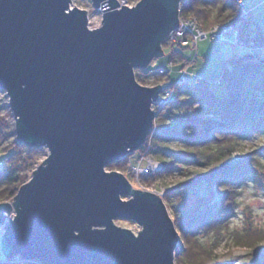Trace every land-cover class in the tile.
Returning a JSON list of instances; mask_svg holds the SVG:
<instances>
[{"label":"water","instance_id":"95a60500","mask_svg":"<svg viewBox=\"0 0 264 264\" xmlns=\"http://www.w3.org/2000/svg\"><path fill=\"white\" fill-rule=\"evenodd\" d=\"M90 1L101 9L93 29L71 0H0V90L16 139L48 151L0 202V253L40 264H175L179 236L165 203L105 167L152 125L161 86L139 84L133 68L162 55L179 0Z\"/></svg>","mask_w":264,"mask_h":264},{"label":"trees","instance_id":"16d2710c","mask_svg":"<svg viewBox=\"0 0 264 264\" xmlns=\"http://www.w3.org/2000/svg\"><path fill=\"white\" fill-rule=\"evenodd\" d=\"M238 2L182 0L180 15L196 17L204 28L232 22L241 39L254 41L255 45H264L260 30L251 27L247 16L245 19L240 17ZM169 47L168 54L172 56L173 47ZM140 70L145 72V68ZM196 82L189 84L187 81L185 89L195 93L196 100L204 103L203 116L169 112L167 118L173 123L165 125L156 119L162 106L153 107L159 141L162 144L168 140L181 142L188 152L186 162L196 166L195 170L187 171L185 180L166 191L165 204H169L170 199L179 191L199 185H204L207 191L206 195L196 196L188 210L177 211L174 215V224L180 232L181 241L175 250V264H264V232L240 233L228 227L239 203L237 197L241 193L240 189L247 179L256 177L254 168H264V163L260 161V157L264 156V144L255 148L246 158L233 161L234 152L242 148V140L253 132L264 133V57L248 50L241 55L229 57L220 69L218 84L221 93L210 89L202 76H198ZM3 119L0 117V129L4 125ZM13 143L2 151L0 157V202L13 199L25 182V174H19L23 165L20 159L14 160V150L19 154L26 145L17 139ZM123 159L107 167L117 170ZM162 161L160 171L147 174L142 180L149 183L155 177L171 173L173 162L163 158ZM124 166L127 167V160ZM224 231L229 233L236 244L249 246L250 254L239 258L215 256L213 248L223 239ZM200 232L213 234L211 247H206L198 238ZM0 264L40 263L37 260H23L18 256L6 258L0 253Z\"/></svg>","mask_w":264,"mask_h":264},{"label":"rangeland","instance_id":"374dc122","mask_svg":"<svg viewBox=\"0 0 264 264\" xmlns=\"http://www.w3.org/2000/svg\"><path fill=\"white\" fill-rule=\"evenodd\" d=\"M240 1L242 2L245 10H252L249 14H247V20L251 25L253 24L255 28H259L264 39V0ZM126 2L127 4L124 6H133L138 2V0H126ZM73 6L75 8L85 10L88 21V28L93 29L101 25V9L99 7H94L90 0H71L69 8H72ZM197 22L199 23L198 20ZM200 26L204 28L202 24H200ZM222 39H205L200 41L195 50L194 56H192V60L187 58L189 54L187 48L181 49V46L177 47L175 44L172 45L173 52H171V55H174L175 52L178 51L181 52L183 58L180 62H182V65L180 62L177 63L176 58L168 54V52L170 51V47H166V44H164L162 55L155 56L150 60L144 70L146 73L140 70L142 68H133L135 79L139 84L144 86H155L157 84H160L161 88L163 89L171 87L178 80L180 68L182 66H188L189 63H192V61H194L195 59L196 54V61L194 65H192L189 70H187L189 66L186 69V80L189 82V84H197V82L194 80V76L192 75L202 76L207 81L208 87H210V89H212L214 92L221 93L222 90L220 85L218 84V81L220 79L219 70L221 69L222 65L225 61L228 60L229 57H232L233 55H241L247 51V48L243 49V47L240 48L241 46L239 47L238 45V47L236 45V47H232L228 44L219 43L218 41H216ZM231 42L233 43V37L231 39ZM262 45L263 44L260 45L258 43L255 49L250 52L260 57H264V49L261 47ZM168 61H172L171 64H169ZM172 66L173 68H171ZM161 68L165 69L164 74L158 73V70ZM186 87L187 86L185 85V83H178V86L174 89V99L172 98L162 106L158 116L155 115L156 119H159L164 122L165 125H168L173 123L171 119L167 118V116H170L169 112L181 114L190 113L198 116H203L204 103L202 102L203 105L197 104L199 100H196L195 93H191L189 89H185ZM153 107L154 104H151V108L154 110ZM0 117L4 118V125H2L0 129L1 157L2 151L5 148L9 147L11 144H14L13 141H16L14 117L9 108L6 93L3 90H0ZM156 129L157 126L155 125L154 118L143 143L137 149L128 152L123 157L124 159L123 161H121L120 166H115L118 168L117 170H115V168L109 169V167L107 166L105 167V170H115L120 172L130 182L133 188L138 189L139 184H141L150 192H153L155 190H163L162 196H158L157 194L156 195L160 197V199L165 203L164 195L166 191L173 186H177L179 182L185 180L187 171L195 170L196 166L188 164L186 162L188 152L181 144V142L177 140H168L165 142V144H162L159 141ZM263 144V132L251 133L247 138L242 140V148L234 152L233 161L246 158L248 154L253 152L255 148ZM14 151V160L20 159V162L23 165V167H21L22 169H20L19 171V174H25V182L28 181L31 177L32 171L36 169V167L46 158L48 152L45 146L32 147L27 145L21 149V152L19 154L16 153V150ZM145 155L149 156V158L153 160L160 161L161 166L164 162L162 161V158L171 160L173 162V171L171 173H168L167 175H163V177H155V179L149 183L142 180V178H138L140 179L138 182L136 178L132 177L133 174L131 173L129 165L138 164L142 165L141 168L145 167ZM126 160L127 167L124 166V161ZM260 161L264 163V156L260 157ZM254 169V171L256 172V177L253 179H247L246 183L242 186V189H240L241 193L237 197L239 203L235 209V213L229 220V230H236L240 233H247L246 231L264 232V168ZM206 194L207 191L204 185H199L192 189L179 191L176 195H174L170 199L169 204H165L173 222L174 215L177 211L185 212L189 209L196 196H202ZM11 201L12 199L5 200V202ZM13 213L14 209L11 208L10 213L8 215L6 214L7 218L9 217V215H13ZM6 221H8V219H6L4 223ZM113 223L118 227L130 230L134 235H137L138 231L141 229V226L132 220L115 218L113 220ZM3 226L4 224L0 225V235L3 232ZM177 233L178 236H180V232L177 231ZM222 234L224 235L223 239L214 246L212 251L215 256H234L239 258L241 256L250 254L251 249L249 248V246L245 244H236L235 242H233V239L229 236V233L227 231H224ZM197 236L198 238H200L202 243L206 245V247H211V239L213 238V234L211 232H200ZM180 245L181 241L179 237L178 247Z\"/></svg>","mask_w":264,"mask_h":264},{"label":"built area","instance_id":"2783aa9c","mask_svg":"<svg viewBox=\"0 0 264 264\" xmlns=\"http://www.w3.org/2000/svg\"><path fill=\"white\" fill-rule=\"evenodd\" d=\"M181 1L179 0L178 4V23L177 25L172 28L166 36L163 38L161 45L163 47L164 44L166 46L169 45H177L187 48L189 54L187 56L188 59L192 60L195 53V50L198 46V43L205 39H222L226 34H231L233 37V44L241 46L243 48H247L248 51H253L256 47L254 41H244L240 38L239 32L237 28L234 26L232 22H225L220 24H214L210 26L209 28H202L200 24L197 22L195 17L191 16H181L180 15V8H181ZM118 2V8L121 7V5H126V0H117ZM238 6L240 9V17L245 19L248 11L244 9L242 2H238ZM98 9V8H97ZM161 47V48H162ZM264 49V45L261 46ZM172 61H168L169 64H171ZM190 65V63H189ZM188 65V66H189ZM182 66L179 70L178 74V80L176 83H174L171 87L165 88L163 91V88L161 91L158 92L157 97L152 104L154 106H163L168 101H170L174 97V89L178 86V83H186V69L188 67ZM158 73L164 74L165 69L161 68L158 70ZM197 104L203 105L201 101H198ZM145 154V153H144ZM146 160L145 167H142V165L138 164H130L129 168L131 170V173L133 174L132 177L136 178V180H139L138 178H142L143 176L147 174H154L161 170V162L157 160H153L149 158V156H144ZM135 175V176H134ZM142 190H147L143 185L139 184V187ZM161 189V188H160ZM158 196L163 195V190L160 191H153ZM8 219L7 216H5L4 221ZM15 258V257H14Z\"/></svg>","mask_w":264,"mask_h":264},{"label":"crops","instance_id":"0c3cea01","mask_svg":"<svg viewBox=\"0 0 264 264\" xmlns=\"http://www.w3.org/2000/svg\"><path fill=\"white\" fill-rule=\"evenodd\" d=\"M240 1V0H239ZM241 2V1H240ZM246 8V7H245ZM252 10L251 9H249L248 10V14L251 12ZM251 27H255V26H253V24L251 25ZM259 29V28H258ZM261 33V32H260ZM263 38V37H262ZM231 39H232V36L230 35V34H226L225 35V37L222 39V40H216V41H218L219 43H225V44H228L229 46H232V47H236L232 42H231ZM238 47V46H237ZM240 47V46H239ZM240 48H242V47H240ZM244 49V48H243ZM233 50V49H232ZM234 51V50H233ZM197 53V52H196ZM172 57H174V58H176V61H177V63H179L181 60H182V54H181V52H175V54L174 55H172ZM224 59V58H223ZM169 60V59H168ZM195 61H196V54H195V59H194V61H192V63H190V65H189V67H188V69L187 70H189V68L192 66V65H194V63H195ZM181 63V65H182V62H180ZM174 66V65H173ZM173 66L171 67V68H173ZM175 67V66H174ZM177 74V73H176ZM219 74H220V70H219ZM192 76H194V80L196 81V78L198 77V76H195V75H192ZM168 78V77H167Z\"/></svg>","mask_w":264,"mask_h":264},{"label":"bare ground","instance_id":"6f19581e","mask_svg":"<svg viewBox=\"0 0 264 264\" xmlns=\"http://www.w3.org/2000/svg\"><path fill=\"white\" fill-rule=\"evenodd\" d=\"M161 90H162V88H161ZM161 90H160V91H161ZM163 91H164V89H163ZM11 217H12V215H9V218H11Z\"/></svg>","mask_w":264,"mask_h":264}]
</instances>
